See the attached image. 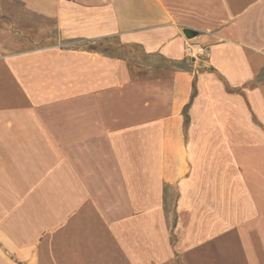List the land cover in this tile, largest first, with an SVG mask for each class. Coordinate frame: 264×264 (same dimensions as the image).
I'll list each match as a JSON object with an SVG mask.
<instances>
[{"label":"crops","instance_id":"1","mask_svg":"<svg viewBox=\"0 0 264 264\" xmlns=\"http://www.w3.org/2000/svg\"><path fill=\"white\" fill-rule=\"evenodd\" d=\"M0 264H264V0H0Z\"/></svg>","mask_w":264,"mask_h":264},{"label":"built area","instance_id":"2","mask_svg":"<svg viewBox=\"0 0 264 264\" xmlns=\"http://www.w3.org/2000/svg\"><path fill=\"white\" fill-rule=\"evenodd\" d=\"M183 52L189 61H206L211 57L210 48L195 41H185Z\"/></svg>","mask_w":264,"mask_h":264},{"label":"rangeland","instance_id":"3","mask_svg":"<svg viewBox=\"0 0 264 264\" xmlns=\"http://www.w3.org/2000/svg\"><path fill=\"white\" fill-rule=\"evenodd\" d=\"M98 46V45H97ZM133 53V55L136 57L134 60H138V59H140V58H138L137 56V52L136 51H132ZM143 60H145V59H143ZM142 59H140V61H143ZM150 61H152V62H159V60L158 59H152V60H150Z\"/></svg>","mask_w":264,"mask_h":264}]
</instances>
